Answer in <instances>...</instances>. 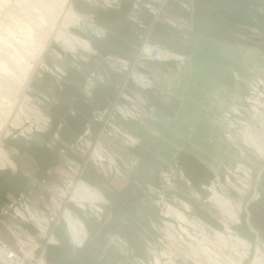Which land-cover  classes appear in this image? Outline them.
<instances>
[{
  "label": "rangeland",
  "instance_id": "374dc122",
  "mask_svg": "<svg viewBox=\"0 0 264 264\" xmlns=\"http://www.w3.org/2000/svg\"><path fill=\"white\" fill-rule=\"evenodd\" d=\"M203 1L205 14L190 13L195 16L197 35L187 51L192 60L163 63L162 71L173 76L167 77L173 83L163 77L153 79L151 70L156 62L182 54V48L176 47L174 53L165 42L163 47L151 44L161 49L165 59L160 61L149 58V45L141 48L139 53L147 63L139 64L135 73L138 82L133 87L138 86L142 93L118 94L115 105L106 99L107 106H99L91 117L100 126V136L92 141L82 134L73 144L78 158L71 160L70 150L59 140L61 125L53 124L52 91L67 72L83 70L91 60L93 67L88 71H93L96 59L104 58L105 51L95 54L80 43L87 41L94 48L104 31L98 30L94 15V21L87 22L88 11L80 12L78 5L101 0H0V147L11 163L0 154V178L26 183L17 169L14 143H29L39 133L51 134L46 146L57 150L61 165H67L72 174L55 187L41 181L33 185L30 180L9 201L0 195L1 247L24 241L25 264H76L80 260L71 252L78 253L86 245L103 248L90 264H104L108 256L112 257L110 264H156L155 259L158 264H254L264 259V221L260 219V210H264L260 177L264 173V0ZM69 7L75 11L74 24L67 21ZM65 58L69 63L61 62ZM102 63L105 67L112 62ZM170 88L179 92L171 90L170 96L174 98L175 119L185 124L150 128L151 120L157 118L152 101L165 99ZM183 106L189 109L190 120L181 119ZM129 123L142 128L140 137L128 131ZM131 128L134 131L135 127ZM95 144L101 146L98 160L93 159ZM138 145L141 151L131 152L138 150ZM51 162L48 166L53 169ZM87 162L112 187L117 181L132 186L131 177H137L149 189L127 190L130 206L124 213L120 211L119 219L113 217L114 204L102 190L92 183L93 196L77 190L74 179ZM77 191L88 195L74 200L72 194ZM123 191L114 190L119 196ZM19 203L28 210L9 207ZM173 208L180 210L182 217L174 216ZM63 210L86 229L85 238L78 234L82 245L73 243ZM34 212L38 216L33 217ZM120 220H124L120 223L123 232L115 233ZM56 228L62 233L61 256L53 252L60 245ZM14 258L10 260L19 262L16 255Z\"/></svg>",
  "mask_w": 264,
  "mask_h": 264
},
{
  "label": "crops",
  "instance_id": "0c3cea01",
  "mask_svg": "<svg viewBox=\"0 0 264 264\" xmlns=\"http://www.w3.org/2000/svg\"><path fill=\"white\" fill-rule=\"evenodd\" d=\"M151 1L152 0H101V2H96L91 6L87 4H78L79 7L82 8L80 10L81 12H84V9L87 10L88 13L89 11L92 12L91 14L95 16L96 23L104 30V34L100 36L98 43L94 45V49L99 54L105 51V54H103L104 58L96 59L98 64H96V68L93 69V71H88L93 67L92 61L94 60H91L87 64L84 63L85 68L83 66V70L78 69L67 72L59 87L52 91L55 100L53 105H51V111L54 115L53 124L56 126L59 124L61 125L59 129V140L62 144L67 145L66 148L70 150L68 153L71 155V160H76L78 158V149H75L73 144L80 140L82 134H86V137L89 135L92 141L100 136V126L98 123H95L91 117L99 106L105 107L108 102L106 99L112 101L110 105H115L116 102L113 101H116L118 94L142 93L141 88L133 86H136V82H138L135 79V73L140 70L138 69L139 64L142 62L145 64L147 63V59L144 55L139 53L141 48L144 49L146 43L158 44L163 47L165 42L167 47L169 46L168 48L174 53H176V47H181L183 51L182 54L177 52L174 54L176 57H172L167 61H162L160 64L157 62L155 63V69L151 70V77L154 79V77L157 76V81L160 77H163L165 82L173 83V80L167 78L168 76L173 78L170 73L164 75L162 71L163 63L172 60L176 62H189L192 60L190 53H187V51L191 50L192 41L197 35L195 32V16L193 17L190 13L192 11L197 14H205L206 7L204 1L169 0L165 8L161 10L160 14L155 19L152 17L146 5ZM237 11L238 9L236 6L234 12L237 13ZM203 34L206 35V33ZM164 37L166 40L161 41ZM66 59L67 58L61 60V62L69 63ZM105 61L112 62L113 64L111 63L104 67L102 62ZM215 69L219 70L217 67H215ZM171 90L173 94L175 92L179 93L170 88V90L168 89L165 99L160 98L159 101V96H157L158 101H156L155 98L152 101V104H155L157 118L154 120L155 122L151 120L152 125H150V128L154 126L158 128L167 126V128H169L168 126L171 125L176 126L175 123L177 125L185 124L184 121V123H182L181 120L177 121L175 119L174 98L171 99L170 97L172 96ZM48 91L50 90H46L45 92ZM157 92L159 91L155 93L157 94ZM206 93L208 94L210 91L208 90ZM152 94H154V92H152ZM180 117L185 121L191 119L189 109L185 106H183L180 111ZM127 126L131 134L140 137L142 134L141 127L133 123H129ZM131 127H135L133 129L134 131L130 130L132 129ZM54 129H56L55 126ZM50 136L51 134L39 133L34 137L33 141L29 143L22 142L20 145L18 141L14 143L16 148L14 151V158L18 165L17 169L19 170V174L23 175V180H25L26 183H23V185H21L19 181L9 183L8 180L0 178V195L5 197V200L9 201L12 198H16L19 195L18 190L26 185L27 182L29 183L30 180L31 183H34L33 185H35V182L41 181L39 183L43 184L46 182L55 187V185H58L61 181L60 179L72 176L67 169V165L65 164L66 168L61 165L57 150L46 146ZM103 139L102 137L101 140ZM105 141L108 143L110 139H105ZM141 148V145H138L136 148L138 150L135 152L131 150V152L137 154V151L140 152ZM48 161H52L51 165H55L53 169H50V166H48ZM68 175L69 177H67ZM99 175L100 174H98L88 162L82 167V171L80 172V176L84 183H87L88 186L92 183L94 187L102 190L104 194L108 196L109 200L113 202L114 207L112 216L115 217L116 215L118 219L121 216L120 211L122 210L124 213L127 205L130 206L125 197L128 195V191H137L136 188L139 186L146 187L143 184L144 182L137 177H131L132 186L126 187V181H117L112 187L111 184H108L107 181ZM128 175L132 176L131 173H128ZM261 181L264 186V173L263 176H261ZM146 188L149 189V187ZM11 189L14 191L12 192ZM117 189L124 190L121 196L114 192V190ZM4 199H2L1 202L4 201ZM260 212V219L264 221V210L262 209ZM139 215L138 217H140ZM122 222H124V220H120L118 223L116 222L118 230L115 231V233L123 232L121 229L122 225L120 224ZM106 224L99 233L105 229L104 227ZM55 235L58 240H60V245L54 247L55 249H53V252L61 255L59 250H61L62 233L59 228H56ZM82 250H84L85 253H82ZM100 250L103 251V248L99 245H96L95 248L86 245L83 249H80L78 253H74L71 249V253L73 256H76L82 264H90L93 263L95 258L100 254ZM110 250L109 248L108 251ZM111 258V256H108V258L103 259L104 264H110ZM91 260H93V262H91Z\"/></svg>",
  "mask_w": 264,
  "mask_h": 264
},
{
  "label": "bare ground",
  "instance_id": "6f19581e",
  "mask_svg": "<svg viewBox=\"0 0 264 264\" xmlns=\"http://www.w3.org/2000/svg\"><path fill=\"white\" fill-rule=\"evenodd\" d=\"M108 3V2H107ZM87 5H90L89 3H86ZM91 6V5H90ZM45 10V9H44ZM43 10V11H44ZM49 10V9H48ZM47 10V11H48ZM72 10V7H69V11H71ZM14 12V11H13ZM33 12V11H32ZM73 12H75V11H73ZM72 11L71 12H68L67 13V15H68V19H67V21H69L70 23H72V24H74L73 22L75 21V18H76V16L75 15H73L72 13H73ZM78 12V11H77ZM81 12V11H80ZM87 12V11H86ZM22 15V14H21ZM36 15V14H35ZM42 15V14H41ZM86 15V14H85ZM40 17V16H39ZM153 17V16H152ZM29 18V17H28ZM40 18H42V17H40ZM46 19V18H45ZM44 19V20H45ZM153 19V18H152ZM23 21V20H22ZM46 21V20H45ZM52 21V20H51ZM153 21V20H152ZM30 22V21H29ZM154 22V21H153ZM20 23V22H19ZM25 23V22H24ZM30 24V23H29ZM50 24V23H49ZM65 24V23H64ZM25 25V24H24ZM40 25V24H39ZM67 25V24H66ZM27 26V25H26ZM26 26H24V27H26ZM38 26V25H37ZM63 26V25H62ZM90 26V25H89ZM91 26H94V25H91ZM20 28H21V25H20ZM28 28V27H27ZM27 28H25V29H27ZM30 28H31V26H30ZM29 28V29H30ZM62 28V27H61ZM98 28V30L99 31H101V32H103L104 30L102 29V28H99V26L97 27ZM28 29V30H29ZM63 29V28H62ZM31 30V29H30ZM59 30V29H58ZM1 31H3V30H1ZM22 31H23V29H22ZM21 32V31H20ZM25 32V31H24ZM1 33V32H0ZM26 33H27V31H26ZM56 33H57V31H56ZM11 34V33H10ZM59 34V33H58ZM9 35V34H8ZM2 36V35H1ZM21 36V35H20ZM19 36V37H20ZM22 36H25V35H22ZM4 38V37H3ZM71 38V37H70ZM8 40V39H7ZM18 41V40H17ZM65 41V40H64ZM81 41H83V40H81ZM5 42H7V41H5ZM12 42V41H11ZM65 43H66V41H65ZM77 43H78V41H77ZM76 43V44H77ZM80 43H83V47H86L87 45V47H90V50L93 52V51H95V49L93 48V47H91L90 45H89V43L87 42V41H84V42H80ZM67 44H69V43H67ZM71 44H72V42H71ZM74 44V43H73ZM78 45V44H77ZM76 46V45H75ZM79 46V45H78ZM30 47V46H29ZM81 47H82V45H81ZM87 47H86V49H87ZM146 47V46H145ZM70 48V47H69ZM89 49V48H88ZM68 50V49H67ZM76 50V49H75ZM2 51V50H1ZM22 51H24V50H22ZM69 51V50H68ZM74 50H72V52H73ZM60 52H61V54H63V52L60 50ZM70 52V51H69ZM68 53V52H67ZM95 54H96V51L94 52ZM93 53V54H94ZM33 56V55H32ZM175 56V55H174ZM17 57V56H16ZM31 57V56H30ZM71 57V56H70ZM59 58V57H58ZM15 60H16V58H15ZM19 60H17L16 62H18ZM21 61V60H20ZM19 61V62H20ZM24 61V60H23ZM23 61H21V63H23ZM42 61V60H41ZM160 61V60H159ZM15 63V62H14ZM2 64V63H1ZM125 65V64H124ZM3 66V65H2ZM21 66V65H20ZM1 67V66H0ZM4 68H5V66H3ZM2 68V67H1ZM20 68V67H19ZM3 69V68H2ZM21 69V68H20ZM9 71V70H8ZM24 71V70H23ZM26 71H27V69H26ZM60 72H64V70H62V69H60L59 70ZM133 72V71H132ZM23 73H25V72H23ZM140 75V74H139ZM1 79V78H0ZM148 81V80H147ZM4 83V82H3ZM253 89V88H252ZM14 92V91H13ZM254 103V102H253ZM258 104V103H257ZM256 104V105H257ZM255 105V104H254ZM259 106V105H258ZM257 108V107H256ZM231 110V109H230ZM260 112V111H259ZM258 112V113H259ZM5 116V115H4ZM14 123V122H13ZM5 125V124H4ZM31 128V127H30ZM26 130V129H25ZM26 132H28V131H26ZM22 133V132H21ZM23 134V133H22ZM250 137V136H249ZM227 138H228V140H230L231 138H229V135H227ZM250 142V141H249ZM252 142V141H251ZM250 142V143H251ZM99 144V143H98ZM96 145V144H95ZM253 145V144H252ZM258 145V144H257ZM263 146V145H262ZM95 148H94V150H93V159L94 160H98V155H99V151L101 150H99V148H101V146L100 145H96V146H94ZM257 149V148H256ZM85 152V151H84ZM0 154L3 156V158H5V160H7V162H9V160H8V157H7V155H6V152L0 147ZM80 154V153H79ZM103 161V160H102ZM108 162V161H107ZM77 163V162H76ZM97 163V162H96ZM5 164V163H4ZM105 164H106V162H105ZM113 164V163H112ZM1 165V164H0ZM9 165H11V163L9 162ZM100 165V164H99ZM4 166V165H3ZM7 166V165H6ZM237 167V166H236ZM103 168V167H102ZM107 168V167H106ZM114 168V167H113ZM118 168V167H117ZM238 168V167H237ZM110 170V169H109ZM116 170V169H115ZM239 170V169H238ZM70 172V171H69ZM116 172H117V170H116ZM118 174V173H117ZM77 175V174H76ZM79 178H77V179H74V180H76L75 181V185H76V187L79 185V187H77V190L80 188L81 190H83V191H85V193H87L88 192V194H86V195H88L89 197H90V194H91V196H93L94 194H92L91 193V190L93 189H90L91 187L90 186H88L86 183H84L83 181H81L80 180V171H79ZM75 176V175H74ZM261 177V176H260ZM217 179H218V177H217ZM216 182H217V180H216ZM219 183V182H218ZM72 185H73V183H72ZM74 186V185H73ZM211 187H213V186H211ZM255 189V188H254ZM76 190V189H75ZM94 190V189H93ZM92 190V191H93ZM257 190V189H256ZM82 191V192H83ZM81 191H77V193L76 194H72V196H73V199L74 200H77V201H79V200H81V199H83V198H86L85 196L86 195H83V193H82ZM90 192V193H89ZM211 192V191H210ZM216 192L217 191H215V190H213V198L215 199V201H218V195H216ZM94 193H95V191H94ZM97 193V192H96ZM95 193V194H96ZM260 194V193H259ZM259 194H257V196H259ZM96 197V196H95ZM97 197H100L99 198V200H102V197L98 194V196ZM88 198V197H87ZM52 200H54L55 201V199L54 198H52ZM89 200H90V198H89ZM91 201V200H90ZM94 201V200H93ZM220 202H223L222 200H219ZM81 202V201H80ZM80 202H78V204H80ZM233 204V203H232ZM185 205V204H184ZM185 206H187V205H185ZM169 210H172V208L171 207H169L168 208ZM244 210V209H243ZM241 211V210H240ZM170 212V211H169ZM173 213H174V216L175 215H177L178 217H182V213L180 212V210L179 211H177L176 209H174L173 208V211H172ZM18 214V213H17ZM62 216H63V218H64V220H65V222H66V225H67V227H68V229H70V231L72 232H70L71 233V237H72V239H74V241H73V243L75 244V242L77 243V245H82V240H81V236H83V238H85L86 237V229L84 228V226H83V224L81 223V221L80 220H78V219H75V218H73V217H71V214H70V212L68 211V210H63L62 211ZM30 219V218H29ZM234 219V218H233ZM253 228V227H252ZM251 230V229H250ZM255 231V230H254ZM42 233H44V231H42ZM78 234H82L81 236L80 235H78ZM257 235V234H256ZM26 240V239H25ZM245 241V240H244ZM241 244V243H240ZM263 251V250H262ZM260 252V251H259ZM263 253V252H262ZM209 254V253H208ZM61 256V255H60ZM254 256H256V255H254ZM260 256V255H259ZM14 257H15V255H14ZM261 258H263V257H261ZM256 259H258V258H256ZM260 259V258H259ZM11 261V260H10ZM130 261V257H128V254H127V256H126V261L125 262H129ZM155 261H156V264H158L159 263V259H155ZM170 261V260H169ZM11 264H19V262L17 261V260H15V261H11L10 262ZM76 264H82L81 263V261H77L76 262ZM254 264H264V259L262 260H258V261H256V263H254Z\"/></svg>",
  "mask_w": 264,
  "mask_h": 264
},
{
  "label": "built area",
  "instance_id": "2783aa9c",
  "mask_svg": "<svg viewBox=\"0 0 264 264\" xmlns=\"http://www.w3.org/2000/svg\"><path fill=\"white\" fill-rule=\"evenodd\" d=\"M169 0H152L151 2H149L147 4V8L149 10V12L151 13V15L155 18L158 17V15L160 14L161 10L163 8H165L166 4L168 3ZM177 1V0H174ZM85 20L87 22L93 20L94 21V17L92 14L87 13ZM145 45H149L150 49L149 52L147 53V55L149 56V58L153 59V60H163L165 58H163L162 56V51L161 49H159V47H157L156 45H151L149 43H146ZM145 47V46H144ZM24 206L26 210H28L26 208V205H23V203H19V205H10L9 207H12L13 209H17L18 207H22ZM33 211V210H32ZM27 212V211H26ZM28 216L30 217V214H28ZM38 216L37 212H34L33 217ZM34 220V218L32 219ZM15 234V232H13V235ZM26 243L24 241L21 240H16L14 246L10 245L7 247H1L0 246V264H11L10 263V259H15L14 258V254L17 256L18 260H19V264H25L23 259H22V255L25 253L24 252V248L26 247L25 245ZM17 248V249H15ZM5 258L7 259V261L5 260ZM24 258V257H23Z\"/></svg>",
  "mask_w": 264,
  "mask_h": 264
}]
</instances>
